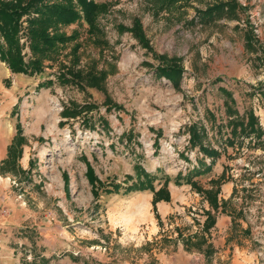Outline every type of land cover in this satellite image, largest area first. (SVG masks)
<instances>
[{
  "label": "rangeland",
  "instance_id": "obj_1",
  "mask_svg": "<svg viewBox=\"0 0 264 264\" xmlns=\"http://www.w3.org/2000/svg\"><path fill=\"white\" fill-rule=\"evenodd\" d=\"M217 1L157 12L150 0H95L109 4L98 18L101 34L90 35L83 18L57 27L77 37L37 72L14 73L0 60V131L23 139L12 138L0 160V264H157V255L172 260L181 252L190 264H264V0H236L243 9L237 19L198 23L197 12ZM135 19L156 54L181 60L179 90L154 74L160 62L121 29ZM18 24L27 63V16ZM247 29L256 51L246 48ZM89 72H105L101 90L88 86ZM221 88L235 100L233 118L252 111L259 140L228 146ZM88 105L95 108L63 117ZM192 123L203 128V145L218 151L210 173L194 178L203 191H217V209L183 179L174 183L200 158L210 162L188 144ZM135 164L155 176V190L168 180V202L153 206L149 190L124 192L137 180ZM11 220L15 226L4 227Z\"/></svg>",
  "mask_w": 264,
  "mask_h": 264
},
{
  "label": "trees",
  "instance_id": "obj_2",
  "mask_svg": "<svg viewBox=\"0 0 264 264\" xmlns=\"http://www.w3.org/2000/svg\"><path fill=\"white\" fill-rule=\"evenodd\" d=\"M150 1L157 12H161L163 10L170 11L172 8H178L181 4L190 0ZM77 5L82 11V16L77 11L76 6L72 3V0H14V2L0 1V34L2 35L6 44L4 47L0 46V60L5 62L14 73L37 72L41 69L43 60L46 58H52V55L56 53L58 46L75 40L77 37V32L74 31L71 36H66L64 33L55 31L57 30V27L68 26L71 23L79 21L81 18H83L84 22L88 26V33L90 35L101 34L102 30L99 27L98 18L108 10L109 4L95 3V0H77ZM241 10L243 9L236 0H220L216 3L206 6L203 10H199L197 12L196 19L197 22L201 23L202 25L221 18L237 19L238 11ZM23 16H27L28 33L30 36V51L32 54V58L27 63H25L20 56L21 47L17 37L19 27L18 23ZM192 21L195 22V19H192ZM50 29H54L53 34L49 33ZM121 29L131 32L138 44L142 48L146 49L147 52L152 53L153 56L160 62V66L154 68V74L157 77L164 78L170 82L175 90H179L183 73L181 60L177 57L168 59L165 55L156 54L153 49H151L149 41L145 37V33L139 19H135L130 28L121 27ZM244 40L247 49L256 51L252 42V32L249 29H247L244 33ZM75 48L77 49L76 46ZM76 76L79 77V75ZM105 76V72L100 74H95L92 72L87 73L86 80L88 82V86L101 90L102 87L100 84H102L104 81ZM219 90L226 97L225 107L229 117L227 125L231 129L230 138L226 139L228 146H234L238 139L243 141L244 139L252 137L256 140H259L263 135V130L259 126L258 120L253 115L252 111H248L245 114V118L243 119H240L238 116L233 118V115H236L237 113L231 106L235 104V100L232 97V94L226 89L221 88ZM258 92L261 94L264 102V84L260 89H258ZM106 105H111L110 101L107 100ZM113 107L118 106L114 105ZM92 108L94 109L95 107H93V105H88L79 109H66L63 117L76 118L83 111H91L93 110ZM84 122L85 124H88L87 119H84ZM201 131L202 133H200ZM188 133V144L191 149L198 147L199 152L210 159V162L207 164L203 158H200L197 160V166H193L192 169H189L184 176H182L181 173H178L174 183L176 185H180L179 179H183L185 184L190 185L192 189L199 193H204L209 205L213 209H217V191H203L194 178L210 173L215 159L218 156V151L203 145L202 140L205 136L204 131L203 128H200L196 123H192L188 126ZM17 138H19L18 133L13 139L18 140L20 143L23 142V139ZM241 143L242 142H240V144ZM185 159L188 161L187 157H185ZM134 169L137 180L135 183L126 187L124 192L129 193L131 191L149 190L151 193H153V206H155V204L159 201H169V194L166 188L168 183L167 179L164 184H162L161 188L155 190V187L153 186V182L156 179L155 176L147 173L139 164H135ZM87 174L90 182H94L95 177L93 176V170L89 166ZM219 180L222 179H218L216 181L211 180L210 184L218 186L220 184ZM119 188L120 186L115 184L112 187V190L118 191ZM106 192L108 193L109 189H107ZM92 195L95 199L98 198V189H96V187H93ZM156 218L159 219L157 214Z\"/></svg>",
  "mask_w": 264,
  "mask_h": 264
},
{
  "label": "crops",
  "instance_id": "obj_3",
  "mask_svg": "<svg viewBox=\"0 0 264 264\" xmlns=\"http://www.w3.org/2000/svg\"><path fill=\"white\" fill-rule=\"evenodd\" d=\"M13 138L12 134L7 132L6 130L4 131H0V160L3 159L5 157V148L7 146L8 143H10L11 139ZM3 188L8 192V186L4 185ZM2 190L1 186H0V191ZM141 195V194H140ZM145 199L143 201H141L145 207H149L150 205V199L151 197L150 196H146L144 195ZM2 203L4 202V200L1 201ZM6 202V200H5ZM8 202V201H7ZM160 205H164V204H160ZM148 209V208H147ZM130 221V220H129ZM152 221V218L151 216L149 217V222ZM16 224L14 221H9L7 222V225H4V227H7V228H13ZM151 224H153V228L155 229L156 227V224L154 223V221L151 222ZM2 226V225H0ZM112 227H110L111 229ZM132 229V228H131ZM134 230V228L132 229ZM155 255V254H154ZM159 257V260L157 262V264H190L192 262V259L191 257H188L186 255V253H178L177 255L174 256V258L172 260H170L169 258L167 259L165 254H159L157 255ZM8 258V257H7ZM7 260V259H6ZM13 259H9L7 260V263L6 264H13L14 262L12 261Z\"/></svg>",
  "mask_w": 264,
  "mask_h": 264
}]
</instances>
